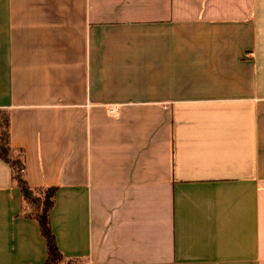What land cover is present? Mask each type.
<instances>
[{"label":"crops","instance_id":"crops-1","mask_svg":"<svg viewBox=\"0 0 264 264\" xmlns=\"http://www.w3.org/2000/svg\"><path fill=\"white\" fill-rule=\"evenodd\" d=\"M0 111L58 264H264V0H0ZM47 258L0 159V264Z\"/></svg>","mask_w":264,"mask_h":264},{"label":"trees","instance_id":"trees-1","mask_svg":"<svg viewBox=\"0 0 264 264\" xmlns=\"http://www.w3.org/2000/svg\"><path fill=\"white\" fill-rule=\"evenodd\" d=\"M2 118L0 122V159L8 163L13 171V179L21 188L24 200L28 199L33 190L29 187L27 180L25 178V160L23 150H14L10 145V132H9V117L6 113L1 112ZM47 194L42 203L41 210L30 217L34 218L40 225L41 233L47 241L48 258L45 264H58L63 260V255L61 254L55 239V235L51 228L50 213L55 204V195L57 193V188H47Z\"/></svg>","mask_w":264,"mask_h":264},{"label":"rangeland","instance_id":"rangeland-1","mask_svg":"<svg viewBox=\"0 0 264 264\" xmlns=\"http://www.w3.org/2000/svg\"><path fill=\"white\" fill-rule=\"evenodd\" d=\"M2 114L3 113H0V122H1ZM1 131L2 129L0 130V132ZM46 194H47L46 190L33 191L32 195L25 200V210L33 215L37 214L38 210H41L42 206L40 205H42V203L44 202Z\"/></svg>","mask_w":264,"mask_h":264}]
</instances>
